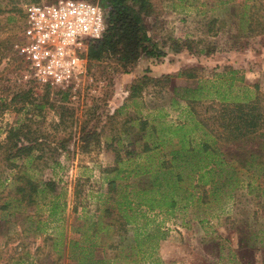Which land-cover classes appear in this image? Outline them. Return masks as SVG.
<instances>
[{
    "label": "rangeland",
    "instance_id": "rangeland-1",
    "mask_svg": "<svg viewBox=\"0 0 264 264\" xmlns=\"http://www.w3.org/2000/svg\"><path fill=\"white\" fill-rule=\"evenodd\" d=\"M34 1L45 0H0V99L8 102L14 92L28 88L35 98L20 111V102L0 111V141L10 126L32 115L29 125L46 134L45 151L56 163L35 168L34 151L23 160L22 172L54 180L53 198L63 206L50 211L49 194L32 206L18 204L8 192L17 169L0 161V202L11 201L0 212V264H159L161 252L165 264H264V134L214 141L185 101L195 95L200 103L193 107L201 111L212 100H247L254 92L264 93V34L249 37L246 49H236L231 3L149 0L143 24L153 49L164 51L163 56L141 53L133 65L124 66L117 55L106 54L87 61L88 77L78 89L46 90L23 77L24 64L15 50L23 8ZM126 2L138 8V2ZM231 2L241 11L243 0ZM185 38L202 40L198 47L211 45L215 52L174 51L173 39ZM183 70L194 77L180 75ZM142 77L162 82L143 85L131 96V85ZM37 102L44 103L40 114ZM141 119L163 134L150 156L153 165L172 159V149L181 147L179 138L185 148L169 169L157 174L152 166L148 174L116 179L109 193L103 169L113 167L116 149L123 154L129 146H141ZM170 127L181 130L169 134ZM87 131L95 132L86 137ZM61 141L66 149H55ZM83 141L89 143L86 149L79 147ZM202 141L210 145L207 152L198 145ZM137 161L145 164L143 158ZM166 193L176 200L174 206L163 203Z\"/></svg>",
    "mask_w": 264,
    "mask_h": 264
},
{
    "label": "trees",
    "instance_id": "trees-1",
    "mask_svg": "<svg viewBox=\"0 0 264 264\" xmlns=\"http://www.w3.org/2000/svg\"><path fill=\"white\" fill-rule=\"evenodd\" d=\"M232 0H225V3H231L229 14L233 13L237 17V32H236V49H246L248 46L247 39L251 36L258 34H264V10L262 8L264 0H243L241 11L235 10V3ZM133 3H139L138 8L135 9L133 5H130L126 0H106L103 4L106 9V27L105 31L100 39L89 43L86 50V58L89 61H100L106 54H114L118 56V60L124 65H133L140 54L143 53L146 57H160L165 53L164 51L153 49L151 38L146 32L145 25L143 24V15H147L150 7L149 0H132ZM224 21H221L223 26ZM220 25V26H221ZM209 33L213 35V27L209 28ZM239 38H244L242 43ZM202 42L199 40L194 42L192 39L185 38L184 41L173 39L172 48L176 52H180L182 49H186L191 53L211 55L215 52V48L211 45L206 47H198L197 44ZM240 42V43H239ZM194 44L196 47H194ZM186 77H194V74L183 70L179 73ZM165 80L170 77H162ZM161 83V79H153L151 77H142L131 85V96L135 97L137 91L141 89L143 85L147 86L149 83ZM46 90L50 88L45 86ZM32 90L30 88L25 90L16 91L11 96L10 100L6 102L0 99V111L9 107L11 103L20 102L21 105L17 107L20 111L26 107V105H33ZM47 91L42 96L41 100L46 102ZM187 105L191 107V112L198 120V125L208 129L215 140L223 141H237L244 139L249 135L256 133L264 134V93L259 91L254 92L253 95L247 100H232L227 98H221L218 101L212 100L205 105H201L202 110L196 111L193 107L194 103L199 102L200 99L195 95L185 96ZM40 114L44 108V103L37 102L34 106ZM32 115L25 119V122L12 125L6 130L5 137L0 141V161L5 168L17 170L13 172L11 187L9 193L12 194L13 200L18 204L24 206H32L38 203V200L47 198L49 194V209L55 211L59 206H63L62 203H58L54 198L56 183L54 180H41L35 179L22 172L24 167V159L30 157L34 151L37 153L34 156L35 168L40 166L41 168L48 167L56 161H50L49 154L45 151L48 142L45 133L38 134V129H32L29 122ZM148 121L146 119L139 120L138 134L145 140L142 142L139 148L127 147L123 154L116 149V158L113 167H105L103 172H106L105 177L108 186V192L115 191L116 179H127L130 175L138 176L145 175L151 172L152 166H155L154 172L159 174L164 170L169 169L172 160H174L181 151L185 148V141L183 138H179L180 148L172 149L170 155L172 159H158L154 165L150 162L151 153L156 151L161 143L163 134L162 131H156L154 127L147 126ZM59 125V124H57ZM181 130V127H170L167 129L169 134L177 135ZM95 131H87V136L94 135ZM86 141V140H85ZM85 141L79 147L87 148L89 143ZM187 141V139H186ZM190 143V142H189ZM132 143L130 142V145ZM200 149L208 151V141H202ZM65 150V143L60 142L55 149ZM187 149H185L186 151ZM143 158L145 164L139 163L137 160ZM51 162V163H50ZM134 162V166L128 169V165ZM207 165H204L206 167ZM203 165H200L201 169ZM113 173V174H112ZM157 177V175H154ZM2 190H0V200L2 197ZM76 195V192H75ZM164 204L167 206H174L176 200L166 194L163 196ZM11 201L0 202V212L9 208ZM73 211H76V206L73 207ZM110 213V209H107ZM119 212L116 216H119ZM121 216V215H120ZM120 217H116V220ZM119 226L125 225V220L119 222ZM95 225V222L93 223Z\"/></svg>",
    "mask_w": 264,
    "mask_h": 264
},
{
    "label": "built area",
    "instance_id": "built-area-1",
    "mask_svg": "<svg viewBox=\"0 0 264 264\" xmlns=\"http://www.w3.org/2000/svg\"><path fill=\"white\" fill-rule=\"evenodd\" d=\"M106 10L97 0L34 1L23 8L15 50L23 77L57 90H76L88 77L86 50L100 39Z\"/></svg>",
    "mask_w": 264,
    "mask_h": 264
},
{
    "label": "crops",
    "instance_id": "crops-1",
    "mask_svg": "<svg viewBox=\"0 0 264 264\" xmlns=\"http://www.w3.org/2000/svg\"><path fill=\"white\" fill-rule=\"evenodd\" d=\"M114 249L113 250H116V248L115 247H113ZM114 255H115V253H114ZM159 256L161 257V259H160V261H159V264H165V263H167L166 261H167V256L163 253V252H161L160 254H159ZM171 264V263H170ZM174 264V263H173ZM184 264V263H183ZM190 264H194V262H191Z\"/></svg>",
    "mask_w": 264,
    "mask_h": 264
}]
</instances>
